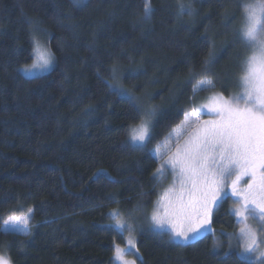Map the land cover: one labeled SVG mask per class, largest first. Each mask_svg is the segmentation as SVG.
<instances>
[{
	"label": "trees",
	"instance_id": "obj_1",
	"mask_svg": "<svg viewBox=\"0 0 264 264\" xmlns=\"http://www.w3.org/2000/svg\"><path fill=\"white\" fill-rule=\"evenodd\" d=\"M181 2L151 0L146 18L144 0H0V255L11 264H114L124 234L110 213L155 197L152 149L210 93L193 92V74L207 70L211 92L238 90L247 55L236 38L239 0H191V15L179 14ZM33 34L54 65L27 77L20 67L32 60ZM143 102L157 114L141 149L129 129ZM230 204L213 213L214 234L188 243L142 229L138 264H244L228 250ZM29 209L30 234L3 228Z\"/></svg>",
	"mask_w": 264,
	"mask_h": 264
},
{
	"label": "snow or ice",
	"instance_id": "obj_2",
	"mask_svg": "<svg viewBox=\"0 0 264 264\" xmlns=\"http://www.w3.org/2000/svg\"><path fill=\"white\" fill-rule=\"evenodd\" d=\"M239 6L242 20L236 38L248 49L237 75L239 90L229 96L212 92L206 103L194 104L191 111H184V120L177 126L175 149L160 151L157 146L153 150L161 161L154 178L163 181L170 171L173 185L160 196L162 211L152 212L148 228L166 229L170 239L181 243H188L204 232L214 234L213 213L230 198L234 201L231 214L241 225L232 234L238 241L239 258L244 264H264V0H239ZM153 11L151 0H144L145 17H150ZM185 11L192 14L191 0L179 4V14ZM32 41L37 55L31 66L21 69L26 74L47 70L54 62L51 50L41 45L34 34ZM191 80L195 81L194 93L215 88L207 70L193 74ZM116 92L129 95L133 101L138 99L123 88ZM156 114V108L152 107L144 112L138 126L130 128L131 144L141 149L147 146ZM204 114L211 119L201 120ZM181 137H186L183 143ZM110 216L121 233L134 230L119 211L113 210ZM4 225L30 234L27 215L9 217ZM127 243L135 247L133 239L129 238ZM125 251L119 245L115 247V258L122 264H128L123 260ZM0 264L11 261L0 255Z\"/></svg>",
	"mask_w": 264,
	"mask_h": 264
},
{
	"label": "rangeland",
	"instance_id": "obj_3",
	"mask_svg": "<svg viewBox=\"0 0 264 264\" xmlns=\"http://www.w3.org/2000/svg\"><path fill=\"white\" fill-rule=\"evenodd\" d=\"M74 1L77 2V3H81L84 0H74ZM32 37H33V35H32ZM35 37L39 41V43L41 45H43L44 47L50 49L48 47L46 41L43 40L42 37H40L38 34ZM247 54H248V49H247ZM36 55L37 54L33 52V41H32V60H31L30 63L21 66L20 67V71H21V69H23L25 67L31 66L33 61H34V59L36 58ZM53 65H54V62H53L52 66L49 69L43 70V71H34V72L30 73V74H26L23 71H21V73L24 76H27V77L37 76V75H41V74H44L47 71H49L53 67ZM112 86H113V84H112ZM113 88H114V86H113ZM118 88H121L120 83H115V88L114 89H118ZM213 92H217V91H213ZM211 93H212L211 91H210V93H207L204 98L199 96L197 101L195 103H193V105L194 104L198 105V104H201V103H206L207 102L206 98L209 97L211 95ZM233 93H235V92H233ZM233 93H230L229 95H231ZM229 95H225V96H229ZM143 104L145 105V106L142 105L143 106V114H144L145 111H147V110H149L151 108H149L144 102H143ZM208 119H211V117L209 115H207V114H204V115L201 116V120H208ZM183 120H184V117L182 118L181 121H183ZM181 121L168 133V135L161 142H159L152 149V153H153V155L155 156V158H156V160L158 162V167L160 166L161 161H160V159H158L156 157V154H155V152L153 150L157 146H160V151H164L166 148H171L173 150L175 149L176 141L174 139V136H175V133L179 131L177 126L181 124ZM140 122L138 124H136L135 126H138L140 124ZM135 126H133V127H135ZM185 138L186 137H181L180 143H183ZM129 142H130V129H129ZM156 182H157L156 194H155V197L153 198V200L150 202V204L146 205V204L139 203V204L135 205L133 207V210L131 212H129V213H126V212H123V211H120V210L117 209V211H119L121 213V218L125 219V220H128L130 223H132L133 229H134L132 232H129L127 230L122 232L124 234V244H115V247L117 245H119L122 249L126 250L125 254L123 256V260L127 261L128 264H132L133 261L135 262V264H138V261L140 260V254L138 253L137 247H136L137 234L142 229L143 230L144 229L149 230V228H148L149 219H150L151 214H152L153 211H156L158 209L162 211V209H160V205H159L158 201H159L160 196L163 194L164 190L166 188H168V187L173 185V175L169 171L166 179L161 181L159 178H156ZM230 200H231V204H230V210H231L233 208V206H234V201L232 199H230ZM137 209H139V210H137ZM25 215H27L29 217V221H30V213H26V214H22V215H12L10 217H22V216H25ZM236 221H237V229L235 231L225 232V236H226L227 242H228V250H234L238 254V252H239L238 241L236 239H234L233 236H232V234L238 232L239 228L241 227V225L238 223L237 218H236ZM250 223H252L254 226H256V222L255 221H251ZM111 224H112L113 227H115L114 222H113V218H112ZM19 227L22 228L23 226L21 225ZM3 228L5 230H11V231L23 233V232H21V231H19L17 229H14L10 225H8V226L4 225V223H3ZM211 228L213 229L212 225H211ZM117 230L120 231L119 229H117ZM153 231H158V232L163 231V232L167 233L166 229H164V230L154 229ZM207 233H213V232L212 231L204 232L200 236H202L204 234H207ZM200 236H198V237H200ZM129 238H131V239H133L135 241V247H132V246L128 245L127 241H128ZM171 240H173L175 242H178V243H181V242H179L178 240H175V239H171ZM113 262H114V264H122L121 260H117L115 258V250H114V254H113Z\"/></svg>",
	"mask_w": 264,
	"mask_h": 264
}]
</instances>
